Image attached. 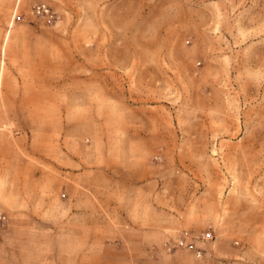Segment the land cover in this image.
I'll use <instances>...</instances> for the list:
<instances>
[{"label": "rangeland", "instance_id": "rangeland-1", "mask_svg": "<svg viewBox=\"0 0 264 264\" xmlns=\"http://www.w3.org/2000/svg\"><path fill=\"white\" fill-rule=\"evenodd\" d=\"M0 216L264 260V0H0Z\"/></svg>", "mask_w": 264, "mask_h": 264}, {"label": "crops", "instance_id": "crops-1", "mask_svg": "<svg viewBox=\"0 0 264 264\" xmlns=\"http://www.w3.org/2000/svg\"><path fill=\"white\" fill-rule=\"evenodd\" d=\"M177 238L138 227L103 225L94 232L87 226L82 230L72 225L7 223L0 227V264H248L241 261V251L217 246L216 239L195 242V250L201 252L196 257L187 247L170 248Z\"/></svg>", "mask_w": 264, "mask_h": 264}, {"label": "built area", "instance_id": "built-area-1", "mask_svg": "<svg viewBox=\"0 0 264 264\" xmlns=\"http://www.w3.org/2000/svg\"><path fill=\"white\" fill-rule=\"evenodd\" d=\"M3 225V219L0 216V227H2ZM202 240H212V236L211 234H206L204 236L201 237ZM194 244L193 243H188L185 240H180L178 241V243L175 245V247H187L189 250L194 251L196 254V257H200L201 256V252L199 250H195L194 248Z\"/></svg>", "mask_w": 264, "mask_h": 264}]
</instances>
